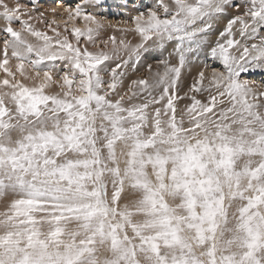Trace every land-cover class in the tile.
<instances>
[{"label": "snow or ice", "instance_id": "6c2138e0", "mask_svg": "<svg viewBox=\"0 0 264 264\" xmlns=\"http://www.w3.org/2000/svg\"><path fill=\"white\" fill-rule=\"evenodd\" d=\"M30 3L0 0V264H264V0Z\"/></svg>", "mask_w": 264, "mask_h": 264}, {"label": "rangeland", "instance_id": "374dc122", "mask_svg": "<svg viewBox=\"0 0 264 264\" xmlns=\"http://www.w3.org/2000/svg\"><path fill=\"white\" fill-rule=\"evenodd\" d=\"M7 2L10 4H13L15 2V0H7ZM144 2L151 5V6H154L156 3V0H144ZM166 2H167V0H166ZM20 3L27 4L29 7L32 6L30 3V0H20ZM74 3H75V0H37V7H38L39 11H43L45 13V16L49 20H51V18L53 16L51 9L56 8L57 12H58V15H56V19L57 20H64L66 18V14L63 11V7L68 5V4H74ZM121 3L122 4L129 3L130 6L128 8H124V7H122ZM140 3H141V0H135L134 3H133V0H105V4H104V8H103V14L108 19L112 20L113 23H117V22H121V21H128V20H130V17L135 14V9L140 6ZM130 8H132V9H130ZM229 11H230V14H235L234 9H230ZM59 17L60 18L62 17V19H60ZM226 20H227V17L224 18V20H222L220 22V24H218L216 26V30L213 33V38L218 33V31L223 29L224 25L226 24ZM77 24L82 26L81 22H79V21L77 22ZM3 26H4L3 18L0 17V27H3ZM14 26L18 27L19 25L16 24ZM37 26L43 30L49 31V35H53V33L50 30H48L43 23L38 24ZM70 27H71V25H69V28ZM61 31H63V27H61ZM108 32L112 34V30H108ZM0 35H3V34L0 33ZM116 35H117V37H119L121 35V33L116 32ZM130 36L131 35H129V37ZM70 38H72V37H70ZM0 47H2V45H0ZM149 62H152L151 59L149 60ZM13 63H15V62L13 61ZM57 65H58V67L60 66L59 62H57ZM198 65L199 64H197V66L194 67L193 69L198 70V67L200 66V65L199 66ZM197 70H193V75H195V72ZM146 74H147L146 70L143 67H141L138 72H135V73H133L131 71L128 72V75L125 78V85L130 83L131 80L142 78ZM0 77L1 78L3 77L2 71H0ZM185 79H186V81L185 80L184 81L186 84L184 85L183 89L187 90V88L192 83V77L189 76ZM187 79H188V81H187ZM251 79H254L258 84H264V75H262V74H257L255 76L251 77ZM49 90L50 91H58V88H57V86L53 85ZM125 90H127V89L125 88ZM180 95H182V92L180 93ZM198 98L204 99V97H198ZM190 102H191L190 100L182 99L179 101V106L181 108ZM8 199L10 200L11 197H9ZM2 210H3V201H0V211H2Z\"/></svg>", "mask_w": 264, "mask_h": 264}, {"label": "bare ground", "instance_id": "6f19581e", "mask_svg": "<svg viewBox=\"0 0 264 264\" xmlns=\"http://www.w3.org/2000/svg\"><path fill=\"white\" fill-rule=\"evenodd\" d=\"M118 4H119V3H118ZM121 5H123V4L121 3ZM130 9H132V8H130ZM132 11H133V10H132ZM59 18H60V17H59ZM60 19H62V17H61ZM107 35H111V33L107 32ZM105 38H107V36H105ZM129 39H133V37L130 36ZM137 39H138V38L134 39L133 42H136ZM198 66H199V65H198ZM193 70H197V69H193ZM129 72H130V71H129ZM0 78H1V77H0ZM127 80H128V79H127ZM185 81H186V79H185ZM185 81H184L183 87H184V85L186 84ZM187 81H188V79H187ZM187 83H188V82H187ZM128 84H129V83H128ZM185 87H186V86H185ZM179 108H180V106L178 105V111H179Z\"/></svg>", "mask_w": 264, "mask_h": 264}]
</instances>
